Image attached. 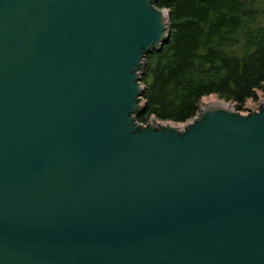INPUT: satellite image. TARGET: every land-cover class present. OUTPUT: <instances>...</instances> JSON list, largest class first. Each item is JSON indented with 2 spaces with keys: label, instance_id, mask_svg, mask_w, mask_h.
Here are the masks:
<instances>
[{
  "label": "water",
  "instance_id": "obj_1",
  "mask_svg": "<svg viewBox=\"0 0 264 264\" xmlns=\"http://www.w3.org/2000/svg\"><path fill=\"white\" fill-rule=\"evenodd\" d=\"M157 0H0V264H264V98L150 119Z\"/></svg>",
  "mask_w": 264,
  "mask_h": 264
},
{
  "label": "trees",
  "instance_id": "obj_2",
  "mask_svg": "<svg viewBox=\"0 0 264 264\" xmlns=\"http://www.w3.org/2000/svg\"><path fill=\"white\" fill-rule=\"evenodd\" d=\"M170 12L172 35L147 55L142 81L152 116L185 122L204 96L239 107L264 88V0H157Z\"/></svg>",
  "mask_w": 264,
  "mask_h": 264
},
{
  "label": "built area",
  "instance_id": "obj_3",
  "mask_svg": "<svg viewBox=\"0 0 264 264\" xmlns=\"http://www.w3.org/2000/svg\"><path fill=\"white\" fill-rule=\"evenodd\" d=\"M263 89V88H262ZM264 98V93H262L260 95L259 93V90H257V93H256V96L254 97H250L248 98L245 103L242 105V107H239V103L236 102V101H230L229 103L235 107H237V109L244 115H247L249 114V112L252 110V109H256V110H259V107H260V103H261V100ZM246 105V106H245ZM199 112V111H198ZM198 114V113H197ZM197 114L188 119L187 121L185 122H175V121H172V120H161L155 116H153V119H156V121L162 123V124H171V125H174V126H179V127H185L187 124L191 123L194 121L195 117L197 116ZM152 119V118H150ZM149 119V120H150ZM140 121V120H139ZM141 123L143 124H147L148 122H142L140 121ZM177 124V125H176ZM183 125V126H182Z\"/></svg>",
  "mask_w": 264,
  "mask_h": 264
},
{
  "label": "bare ground",
  "instance_id": "obj_4",
  "mask_svg": "<svg viewBox=\"0 0 264 264\" xmlns=\"http://www.w3.org/2000/svg\"><path fill=\"white\" fill-rule=\"evenodd\" d=\"M221 100L218 99L215 95H212V96H206L204 97L203 99V104H209V103H218L220 102ZM177 125V124H176ZM183 126V125H182Z\"/></svg>",
  "mask_w": 264,
  "mask_h": 264
},
{
  "label": "rangeland",
  "instance_id": "obj_5",
  "mask_svg": "<svg viewBox=\"0 0 264 264\" xmlns=\"http://www.w3.org/2000/svg\"><path fill=\"white\" fill-rule=\"evenodd\" d=\"M258 90H259L260 95H261L262 93H264V88H263V89L260 88V89H258ZM212 95H215V94H212ZM212 95H211V96H212ZM207 96H210V95H207ZM215 96H216L218 99H220V100H224V99L219 98L217 95H215ZM204 97H206V96H204ZM204 97H203L202 100H201L200 106H201V105H204V104H203V99H204ZM224 101H225V100H224ZM227 102H230V101H227ZM245 106H246V105H245ZM151 118H153V116H152Z\"/></svg>",
  "mask_w": 264,
  "mask_h": 264
}]
</instances>
